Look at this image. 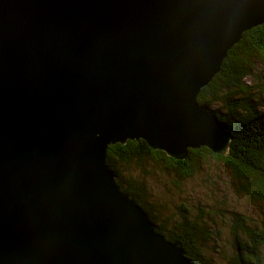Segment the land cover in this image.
<instances>
[{
  "label": "water",
  "instance_id": "1",
  "mask_svg": "<svg viewBox=\"0 0 264 264\" xmlns=\"http://www.w3.org/2000/svg\"><path fill=\"white\" fill-rule=\"evenodd\" d=\"M263 24L264 0H0V264H194L106 150L225 155L197 97Z\"/></svg>",
  "mask_w": 264,
  "mask_h": 264
},
{
  "label": "trees",
  "instance_id": "2",
  "mask_svg": "<svg viewBox=\"0 0 264 264\" xmlns=\"http://www.w3.org/2000/svg\"><path fill=\"white\" fill-rule=\"evenodd\" d=\"M264 24L243 33L228 52L220 71L201 89L197 102L216 114L230 135L225 155L206 147L189 149L184 160H175L142 141L108 146L106 164L120 190L148 215L155 230L177 243L194 264H264V222L221 205L178 201L182 185L199 175L202 166H223L235 194L264 205ZM156 175V176H155ZM168 175L171 184L154 194L148 183ZM216 218L219 222H216ZM222 228L229 244H218ZM217 252V254H216Z\"/></svg>",
  "mask_w": 264,
  "mask_h": 264
},
{
  "label": "rangeland",
  "instance_id": "3",
  "mask_svg": "<svg viewBox=\"0 0 264 264\" xmlns=\"http://www.w3.org/2000/svg\"><path fill=\"white\" fill-rule=\"evenodd\" d=\"M155 176L150 179L148 186L154 194H162L166 189L165 185L171 184V178L168 175H159L160 177H156L159 180L155 181ZM176 191H179L176 194L181 196V198L178 197V201H187L190 205L202 206L203 204L207 209L214 204L221 205L223 208L227 206L226 208H235L259 222H264V205L251 202L249 199L235 194L230 184L229 172L223 166L203 165L199 175L186 181L182 188ZM216 222H219L217 218ZM230 236L227 228H222L216 234L217 242L223 247V252L226 250L224 246L229 244ZM206 254L213 263L222 264L216 260V256Z\"/></svg>",
  "mask_w": 264,
  "mask_h": 264
}]
</instances>
